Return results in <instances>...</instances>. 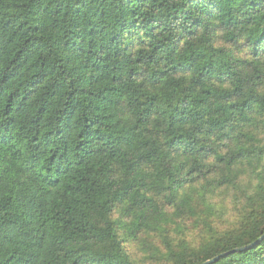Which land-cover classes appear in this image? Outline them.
Returning a JSON list of instances; mask_svg holds the SVG:
<instances>
[{
  "label": "trees",
  "instance_id": "16d2710c",
  "mask_svg": "<svg viewBox=\"0 0 264 264\" xmlns=\"http://www.w3.org/2000/svg\"><path fill=\"white\" fill-rule=\"evenodd\" d=\"M264 0H0V264H264Z\"/></svg>",
  "mask_w": 264,
  "mask_h": 264
},
{
  "label": "water",
  "instance_id": "95a60500",
  "mask_svg": "<svg viewBox=\"0 0 264 264\" xmlns=\"http://www.w3.org/2000/svg\"><path fill=\"white\" fill-rule=\"evenodd\" d=\"M263 238H264V235L261 236V237H260L257 241H255L254 243H252V244H250V245H248V246H246V247H243V248H240V249H236V250H234L233 252H237V251H242V250L249 249V248L253 247L255 244H257L259 241L263 240ZM224 256H226V254H220V255L214 257L213 259H211V260H209V261L203 263V264H212V263L218 261L219 258H222V257H224Z\"/></svg>",
  "mask_w": 264,
  "mask_h": 264
}]
</instances>
